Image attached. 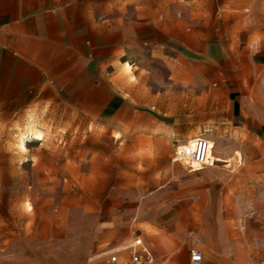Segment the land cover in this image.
Instances as JSON below:
<instances>
[{
	"label": "crops",
	"instance_id": "crops-1",
	"mask_svg": "<svg viewBox=\"0 0 264 264\" xmlns=\"http://www.w3.org/2000/svg\"><path fill=\"white\" fill-rule=\"evenodd\" d=\"M94 2L0 0V111L49 98H73L83 110L110 98L100 120L109 119L116 132L127 124L136 133L149 126L138 105L189 98L191 113H198L199 98H207L223 133L204 138L216 144L215 155L229 163L237 162L236 154L257 151L264 161V26L236 31V24H264V0H221L223 8L252 12L224 14L223 22L235 26L217 30L212 41L197 36L189 44L154 20L97 13ZM124 102L132 104L127 115ZM158 199L142 201L133 213L141 230L119 228L118 218L79 233L68 223L18 222L8 236L0 226V264H110L112 255L124 262L136 238L154 264H191L197 247L203 250L201 264L264 263V234L239 235L221 246V238L234 236L229 221L218 223L211 211L208 221L188 223ZM245 205L235 204L239 220L251 211Z\"/></svg>",
	"mask_w": 264,
	"mask_h": 264
},
{
	"label": "rangeland",
	"instance_id": "rangeland-1",
	"mask_svg": "<svg viewBox=\"0 0 264 264\" xmlns=\"http://www.w3.org/2000/svg\"><path fill=\"white\" fill-rule=\"evenodd\" d=\"M94 3L97 13L154 20L168 32L180 33L188 44L197 36L200 42L212 41L217 30L235 26L223 22L224 14L248 17L252 12L249 7L223 8L218 6L221 0ZM260 25L264 26L236 24V31ZM49 99L53 100L0 111V226L6 235H12L18 222L68 223L73 233H79L89 226L110 225L116 218L121 229L141 230L144 226L133 213L142 201L158 198L188 223L208 221L211 211L218 223L229 221L234 236L221 238V246L232 244L239 235L264 234V161L257 151L236 154L237 162L227 163L215 155L216 144L210 140L212 167L203 170L187 160L172 161L184 141L223 137L207 98H199L198 113H191L189 98L138 105L148 114L149 126L136 133L127 124L116 132L109 119L100 120L110 108V98L87 103L83 110L73 98ZM130 105L121 103L124 115ZM22 137L25 151L19 146ZM237 201L251 210L241 220Z\"/></svg>",
	"mask_w": 264,
	"mask_h": 264
},
{
	"label": "built area",
	"instance_id": "built-area-1",
	"mask_svg": "<svg viewBox=\"0 0 264 264\" xmlns=\"http://www.w3.org/2000/svg\"><path fill=\"white\" fill-rule=\"evenodd\" d=\"M210 142L204 138H196L191 143H186L181 150L175 149L173 162H178L180 159H185L193 164L198 165L201 168L212 167L215 163L210 158ZM133 253L131 259L128 261L121 262L118 256H110V264H154V258L151 253L143 247L142 241L138 238L132 243ZM191 264H201L203 256L199 250L193 249L190 252ZM249 264H264L251 262Z\"/></svg>",
	"mask_w": 264,
	"mask_h": 264
},
{
	"label": "bare ground",
	"instance_id": "bare-ground-1",
	"mask_svg": "<svg viewBox=\"0 0 264 264\" xmlns=\"http://www.w3.org/2000/svg\"><path fill=\"white\" fill-rule=\"evenodd\" d=\"M37 134V133H36ZM35 134V137L33 138V139H36V135ZM38 137V136H37ZM22 140H21V142H20V148L23 150V151H25L26 150V148H25V144H24V142H23V137L21 138ZM40 140V139H39ZM183 146H181V147H178L176 150H181V148H182ZM182 160H184L185 161V159H180L178 162H180V161H182Z\"/></svg>",
	"mask_w": 264,
	"mask_h": 264
}]
</instances>
